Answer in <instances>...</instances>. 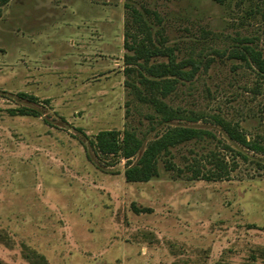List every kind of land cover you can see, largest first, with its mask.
<instances>
[{
  "label": "rangeland",
  "instance_id": "374dc122",
  "mask_svg": "<svg viewBox=\"0 0 264 264\" xmlns=\"http://www.w3.org/2000/svg\"><path fill=\"white\" fill-rule=\"evenodd\" d=\"M143 22L177 60L203 61L170 105L219 113L264 141V86L254 91L255 69L229 55L239 38L264 53V0H0V264H264L263 154L210 119H175L213 135L127 181L140 152L127 161L94 146L101 129L146 142L166 128L148 119L153 108L129 83L137 71H126ZM210 150L228 176L191 177Z\"/></svg>",
  "mask_w": 264,
  "mask_h": 264
},
{
  "label": "trees",
  "instance_id": "16d2710c",
  "mask_svg": "<svg viewBox=\"0 0 264 264\" xmlns=\"http://www.w3.org/2000/svg\"><path fill=\"white\" fill-rule=\"evenodd\" d=\"M215 1L220 2L221 0ZM132 11L134 19L140 20L141 17L138 11L134 8ZM154 15L158 16L156 13ZM141 24L146 29L145 36L139 40L134 38L133 43L129 45L133 53L126 54L127 64L136 63L137 67L128 66L126 71H137V77L135 80L131 79L129 83L136 97L153 108V112L146 115L148 119L157 124L166 123V128L163 132L154 138L148 139L146 142L144 136H138L133 129L124 128L122 131L101 129L95 134L93 140L98 152L103 155L119 154L126 158L127 161L140 152L136 160L129 162L124 169V177L127 181L149 180L158 172L157 161L159 156L170 154L171 147L188 140L200 139L205 135H213L211 131L200 127L169 125L168 123L175 119L198 121L204 118L210 119L213 123L220 126L230 139L253 152L264 155V141L260 139V136L250 137L246 135L239 128L237 122L227 119L219 113L206 114L203 111H197L192 108L172 106L165 100L166 97L175 91L180 81L194 76L203 61L200 57L194 58L193 56L177 60L174 54V47L163 44L157 46L152 43L149 26L145 22ZM245 40H250V38H239L235 46L230 49L229 55L240 59L247 66L255 69L259 81L252 88L254 91H259L260 84L264 86V53L252 43L243 42ZM152 56H165L166 60L151 62L150 57ZM208 64L209 62L206 61L204 68ZM20 112L29 113L30 111L20 109ZM204 157L207 158L210 166L201 169L197 165L198 161L195 158L194 162L196 165L194 166L193 164L192 166L191 177L202 176L203 178L220 179L228 176L230 167L223 156L220 157L216 151L210 150ZM29 256L35 258L37 262L43 258L42 255L35 252Z\"/></svg>",
  "mask_w": 264,
  "mask_h": 264
}]
</instances>
